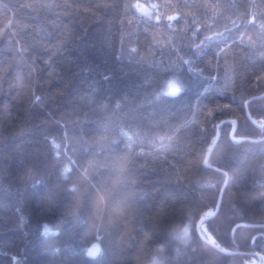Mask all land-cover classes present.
<instances>
[{
  "label": "trees",
  "instance_id": "trees-1",
  "mask_svg": "<svg viewBox=\"0 0 264 264\" xmlns=\"http://www.w3.org/2000/svg\"><path fill=\"white\" fill-rule=\"evenodd\" d=\"M262 125L264 0H0V264H264ZM117 154L89 171L130 209L91 259L63 169Z\"/></svg>",
  "mask_w": 264,
  "mask_h": 264
},
{
  "label": "snow or ice",
  "instance_id": "snow-or-ice-1",
  "mask_svg": "<svg viewBox=\"0 0 264 264\" xmlns=\"http://www.w3.org/2000/svg\"><path fill=\"white\" fill-rule=\"evenodd\" d=\"M169 20L174 19V17H168ZM255 20V18H253ZM181 91L178 87H173L170 96H176ZM38 100L39 97H36ZM230 125L235 124V121L228 122ZM264 127V125H262ZM235 129L233 128L229 135L232 137L235 143H242L243 141L237 140L233 133ZM122 135L127 136V133H122ZM134 135H138L134 133ZM129 140L132 139L131 136L128 137ZM142 142V141H141ZM250 143H257L255 140H248ZM217 143L216 133L213 132L211 135L205 134L204 138L201 141V146L199 150L205 153L204 159L201 162V167L204 170H211L212 164L217 161L213 160L210 162V157L213 152L212 146ZM206 146V148L204 147ZM55 147H59V145H55ZM67 164L70 167H65L63 172L71 173L72 175H76L79 180V184L77 185L78 189L84 191V208L89 209L92 214V218L97 222V232L93 236V241H100V243H91V249L88 251L89 257H95L102 250V245H108V236L113 231V225L115 224L119 227L124 219L127 218L128 210L130 209V205L128 204L126 199L121 198L122 189H113L110 185L105 186L103 182L101 183H93V180L96 177L95 171L90 175V169H107L110 171L111 175H115L116 171L119 170L123 172L125 170V162L124 159L119 157V155L110 156L105 163H97L96 161H91L85 166L83 162L79 164L76 161H73L71 157H69ZM219 171V169H217ZM86 186V187H85ZM77 188H73L71 190L75 191ZM75 211V210H74ZM207 216H212V212H208ZM196 219H200V217H196ZM202 222V221H201ZM184 224V218H181V221L177 227H182ZM264 228V225H261ZM193 229H195V221H193ZM183 231L185 235L188 234V228L184 227ZM200 231H206V229L201 228ZM44 233H49V228L47 226L44 227ZM215 244V241H213ZM219 247V245H217ZM224 251V249H221ZM152 264H156L155 259L152 260Z\"/></svg>",
  "mask_w": 264,
  "mask_h": 264
},
{
  "label": "water",
  "instance_id": "water-1",
  "mask_svg": "<svg viewBox=\"0 0 264 264\" xmlns=\"http://www.w3.org/2000/svg\"><path fill=\"white\" fill-rule=\"evenodd\" d=\"M95 243H100L99 241H95ZM91 249V245L88 247V249H87V251H86V256L87 257H89L88 256V251ZM101 253H102V250H101V252L100 253H98L95 257H89V258H91V259H96L97 257H99L100 255H101Z\"/></svg>",
  "mask_w": 264,
  "mask_h": 264
},
{
  "label": "rangeland",
  "instance_id": "rangeland-1",
  "mask_svg": "<svg viewBox=\"0 0 264 264\" xmlns=\"http://www.w3.org/2000/svg\"><path fill=\"white\" fill-rule=\"evenodd\" d=\"M154 259H155V261H156V264H158V263H157V259H156V258H154ZM149 264H152V261H151Z\"/></svg>",
  "mask_w": 264,
  "mask_h": 264
}]
</instances>
